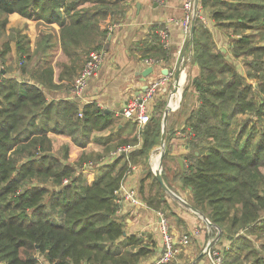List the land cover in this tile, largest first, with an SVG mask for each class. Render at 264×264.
Here are the masks:
<instances>
[{"label": "trees", "instance_id": "trees-1", "mask_svg": "<svg viewBox=\"0 0 264 264\" xmlns=\"http://www.w3.org/2000/svg\"><path fill=\"white\" fill-rule=\"evenodd\" d=\"M86 1L0 0V26L19 15L30 20H57L66 32L72 33L89 20L94 34L99 30L98 16L104 18L113 2L95 0L91 8H77ZM200 3L202 13L208 9V16L218 25H231L235 31H254L239 34L231 50L233 57L243 58L247 66V73L243 74L217 47L204 21L195 20L192 61L199 65V72L190 82L196 104L183 130L188 133L189 147L183 178L192 187L196 207L219 224L231 240L229 247L222 250V264H260L262 255L246 263L249 251H242L248 244L246 230L264 229V220L260 219L264 188L259 190L264 184V127L242 123L236 131L231 126L236 116L247 112L260 122L264 120V45H251L255 36L264 38V0ZM61 8L72 17L69 24L63 23L66 16L61 17ZM89 9L94 12L90 16ZM87 26L84 24L79 31ZM102 45L96 43L91 49ZM27 53L23 48L22 55ZM249 54L257 55L248 59L245 56ZM4 56H0V63L5 62ZM249 77L258 78L257 85L248 82ZM257 94L261 99L256 103ZM96 108L92 115L80 110L75 102L48 101L41 85L10 76L0 67V264H46L42 258L49 264L137 261V256L123 255V246L137 244L136 237L115 243L123 235L116 190L124 170H116L112 162L99 168L95 178L90 177L92 172L85 177V171L79 175L71 163L45 153L49 150L46 142L50 143L49 148L52 146L49 133L68 132L76 140L74 134L82 127L81 138L85 141L91 128L108 126L111 114ZM160 118L150 117L146 123V149L161 136ZM257 132L260 137L253 147ZM42 175L56 186L48 190L38 184ZM148 177L158 187L148 203L155 207L165 205L164 190L154 172ZM64 178L70 182L63 184Z\"/></svg>", "mask_w": 264, "mask_h": 264}, {"label": "crops", "instance_id": "crops-1", "mask_svg": "<svg viewBox=\"0 0 264 264\" xmlns=\"http://www.w3.org/2000/svg\"><path fill=\"white\" fill-rule=\"evenodd\" d=\"M110 1L113 2L112 9L104 18L98 16L99 30L94 34L89 20H84V24H88L84 31H79L83 24L69 33L57 20L46 22L43 19L30 20L24 16H12L7 28L21 27V32L27 34L26 47L28 46L29 51H26L29 55H22V60L25 61L22 75L41 85L47 93L48 101L75 102L80 110H88L92 115L98 106L111 114L108 126L91 128L85 141L82 144L74 143L73 149H89L93 154L99 155L108 145L130 146L127 151L111 155L109 163H106L108 165L115 162L116 170H124L116 192L119 203L117 215L123 222V235L115 243L125 242L130 237L137 238V244L123 246V255L137 256V261L125 264L156 263L163 251L159 211H163L168 217L171 233L179 246L176 256L166 264H212L206 252L208 245L214 242L218 248L225 250L231 240L219 224L196 207L192 187L183 178V172L188 166L185 156L189 152L188 133L183 130L188 114L196 104L193 88L192 97L186 101H181V92L175 95L177 98H173L175 103H172L167 117V135L163 149L165 165L162 169L164 180L173 194L163 189L166 203L163 206L155 207L148 203L158 190L156 185H152L153 178L148 175L151 171L154 172L153 163L158 161L156 152L162 147V133L155 139L153 146L146 149V126H140L122 114L128 101L142 95L151 84L157 83L148 103V110L150 117H161L160 126L161 131L163 130L171 93L179 83L176 70L182 65L181 74L185 75L183 83L188 70L182 62L186 55L192 56L191 44L187 43L189 37L184 34L178 22L184 14L185 0ZM95 3V0H87L77 8H91ZM60 10V14H63L61 17L66 16L63 23L69 24L72 17L65 15L63 8ZM92 11H87L88 16ZM164 29L168 32V44H165L161 36ZM210 30L215 40V31ZM96 43L103 44L105 59L98 72L90 78L83 95L78 97L72 92V88L84 64V56ZM19 56L21 55H6L5 63L11 71ZM147 58L158 59V62L148 64L145 61ZM190 58L189 73L193 77L198 74L199 65ZM187 66L189 67L186 64ZM149 67H152V71L144 75ZM20 73L18 71L9 75L19 77ZM81 129L82 127L78 131L82 132ZM91 135L96 136V142L91 141ZM116 149L118 148L111 154ZM126 190H134L140 203L136 204L128 198ZM183 239L187 242H183ZM45 263L49 264L46 260Z\"/></svg>", "mask_w": 264, "mask_h": 264}, {"label": "rangeland", "instance_id": "rangeland-1", "mask_svg": "<svg viewBox=\"0 0 264 264\" xmlns=\"http://www.w3.org/2000/svg\"><path fill=\"white\" fill-rule=\"evenodd\" d=\"M201 7H202V5L200 3L199 8L202 9ZM209 13H210V11L208 9H207V12H205V14L202 13V15H203L202 20L204 21V23L209 28L214 29V31H215L214 37H215V42H216L217 47L222 49V52H225L224 54H226V56L228 58H231V60L234 63L235 68L238 69L239 72L246 74L247 73V66L244 64L243 58L239 57V56L233 57L231 50L233 51L234 40H235V38L239 37L238 36L239 34H241V33H252L254 30L253 29L252 30L251 29H249V30L248 29H242V30L237 29L235 31L234 27L231 25H229V26L228 25L225 26V25H221V24L218 25L217 24L218 22H216L215 19L213 20L209 17L210 16ZM10 21L8 20V22H6V24L4 26H0V56L1 55H22V49L23 48H25V51L26 50L29 51V48H27L28 46L26 47V43H27L26 35L27 34L21 32V27L14 26L13 29L7 28V25ZM190 35L191 34L188 35L189 38L187 40V43L191 44V47H193L194 43H191L192 40H191ZM251 45H255V46L256 45H258V46L264 45V38L255 36L253 38V42ZM36 52L37 51H35L34 54H36ZM88 52L86 53V55L83 58V61H84L83 63H85ZM24 54H26V52ZM251 55H257V54H249L245 57H247L248 59L255 58ZM5 57L6 56H4V58ZM190 57H192V56L186 55V58L182 62L184 67L187 68L186 70H188V76H186L185 81L181 85H179L180 89H182L181 94H180V98H181L182 102H183V100L186 101L188 98L190 99L192 97L191 96L192 86L190 84L192 77H191V74L189 73V70L191 67V58ZM24 62L25 61L20 60L19 57H17V59H16V66L17 67L14 66L12 71L6 65L5 62H3V63L1 62L0 67L4 71H6V74H8V75H9V73L19 71V73L21 72L19 75V78L26 79V77H24L22 75V68H24V65H25ZM186 64L189 65V67L188 66L186 67ZM257 79L258 78H256V77H249L248 82H250L254 85H257ZM176 87L178 88V85H176ZM176 87L174 88V91L177 90ZM174 91H172V92L176 93ZM173 93H171V95ZM260 97L261 96L258 94L255 95V102L256 103L258 102L259 99H261ZM170 98H171V96H170ZM180 98H179V100H180ZM181 101H180V103L182 104ZM242 123H247L249 127H251L254 124H256L257 127H264V120L262 122H260V120H257L255 115L251 114L250 112H247V113L240 114V115L236 116V118H235V120L231 126V129L238 131L239 128L241 127ZM144 126H146V124ZM260 130H262V128H259L258 131H260ZM161 133H162V131H161ZM74 135L77 137L76 140H74L75 137L73 135H70L68 132H65L62 135L57 134V133H49V138H51V143H52L51 144L52 146L50 148H52V149L50 150V148H49L50 143L46 142L45 147H46V149H49V150L45 153L55 154L64 162H67L68 164L71 163L72 166L76 167V172L79 173V175L82 173V171H85L83 176L86 177V175H88L87 172H89V173L92 172L90 177L95 178L99 174L98 169L102 168L103 166H106L107 162L109 163L108 159L111 158V155H112L111 152L115 148H118L117 147L118 145H116L114 147H111V145L109 147V145H108L105 147V150L100 152L99 155L93 154V152L89 149H85V150H78V148L73 149L72 146H74L75 144H79L82 141L81 132L76 133ZM92 136H93V139H91V141L93 140L96 142V136L91 135V137ZM259 137H260V133L257 132V134H255V136L253 138L255 141L253 143V147H254L255 143H257ZM72 140H74V142ZM163 149H164V147H161V148H159V151L156 152V156L158 155L157 156L158 161H155L153 163L154 166H156L160 163V154L163 151ZM254 177L256 179H258L257 176H254ZM82 180H83V178H82ZM51 181L52 180H50V179L45 180L44 176L42 175L40 178L41 183H38L37 181L35 183L43 184L45 187L48 188V190H50L53 186H56V184L52 183ZM69 182L70 181L67 178H64L62 181L63 184L69 183ZM263 188H264V184H260L259 190L262 191ZM261 193L264 194V190ZM260 216H262V218H260L261 221L264 220V208L262 210L260 209ZM246 231H247L246 234H247V238H248L247 239L248 244L246 245L247 248L244 251H242L243 254L246 253V251H249V257H248L249 259L247 260L246 263H248L250 260L254 261L255 257L258 256L259 254L262 255V256H260V260H261L260 264L264 263V252H263V249H264L263 248V245H264V229H262V230H260V229L250 230L248 228ZM222 253H223V251H222ZM42 261L45 262V260L43 258H42Z\"/></svg>", "mask_w": 264, "mask_h": 264}, {"label": "built area", "instance_id": "built-area-1", "mask_svg": "<svg viewBox=\"0 0 264 264\" xmlns=\"http://www.w3.org/2000/svg\"><path fill=\"white\" fill-rule=\"evenodd\" d=\"M196 2L197 0L184 1V14L181 17V19L178 21L186 36H188L191 32L193 20L194 19L196 20L197 18H201V19L203 18L201 11L202 9L199 8L200 0L198 4H196ZM161 36L165 44H168V32L166 29L162 31ZM105 55H106V51L104 47L98 49H91L88 52L85 63L78 77L76 78L72 88V92L76 96L81 97L83 95L84 90L86 89L90 78L93 77L98 72L102 63L104 62ZM145 61L148 64H154L158 62V59L147 58L145 59ZM156 87H157V83H153L146 88L145 92L142 95L128 101L122 109V114L126 118L135 121L140 126L145 125L150 119L148 103L151 100L152 96L154 95ZM80 115H82L81 112ZM129 148L130 146L128 145L120 146L118 147V149H116V151L112 153V155L121 151H127ZM117 191L118 190H116V192ZM125 193L127 197L130 198L134 203L136 204L140 203L139 199L136 197V193L134 190H126ZM158 215H159L160 231L163 241V251L160 254L155 264H166L176 256V254L179 251V246L174 240V237L171 233L169 220L166 214L163 211H159ZM183 242H187V240L183 239ZM206 252L210 257L212 264H222L223 261L222 249L218 248L216 244H213V246L210 249H208Z\"/></svg>", "mask_w": 264, "mask_h": 264}, {"label": "water", "instance_id": "water-1", "mask_svg": "<svg viewBox=\"0 0 264 264\" xmlns=\"http://www.w3.org/2000/svg\"><path fill=\"white\" fill-rule=\"evenodd\" d=\"M199 3V0H197L196 4ZM194 26H195V19L192 22V27H191V32H190V36H191V40H192V35L194 32ZM182 66V65H181ZM181 66H179L176 70V79L179 78L180 74H181ZM184 66V65H183ZM152 71V67H149L147 70L144 71V75H147L148 73H150ZM172 107L168 104L167 109L165 111V116H164V120H163V130H162V136H161V145L162 147L165 146V142H166V135H167V117L169 112L171 111ZM163 165H165V161H164V151L161 152L160 154V163L156 166H154V175L157 178V180L159 181V183L161 184L162 188L165 189L167 192L173 194V192L171 191V189L168 187V185L166 184L164 177H163ZM193 209L197 212H200L198 209H196L195 207H193ZM201 213V212H200ZM203 217H205L202 214ZM206 218V217H205ZM207 219V218H206ZM214 242H211L207 249H210L213 246Z\"/></svg>", "mask_w": 264, "mask_h": 264}, {"label": "bare ground", "instance_id": "bare-ground-1", "mask_svg": "<svg viewBox=\"0 0 264 264\" xmlns=\"http://www.w3.org/2000/svg\"><path fill=\"white\" fill-rule=\"evenodd\" d=\"M185 77V75L182 73L180 74V77H179V83H178V88L176 90V93H173L172 96H171V99H170V106L172 105V103L174 104L175 101H173V98L176 99L177 97H175V95L179 92H181L182 89H180L179 85L182 84V79Z\"/></svg>", "mask_w": 264, "mask_h": 264}]
</instances>
